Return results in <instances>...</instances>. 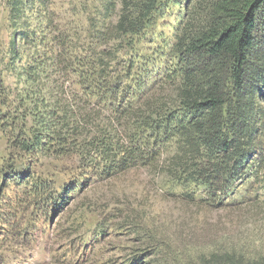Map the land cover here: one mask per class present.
<instances>
[{"label": "trees", "instance_id": "obj_1", "mask_svg": "<svg viewBox=\"0 0 264 264\" xmlns=\"http://www.w3.org/2000/svg\"><path fill=\"white\" fill-rule=\"evenodd\" d=\"M4 1L17 29L7 44L10 62L22 64L24 59V71L36 84V90L30 87L17 100L15 112L23 128L13 136V147L29 154L44 143L62 152L76 148V143L68 140L81 127L76 124L63 133L61 119L67 111L59 95L69 83L80 89L79 97L97 106H111L110 128L114 132L97 129L99 133L90 140L91 149L80 155L104 176L152 160L174 142L185 152L178 151L172 159L178 169L172 175L175 183H198L217 192L227 176L242 171L249 155L254 153V161L262 157L264 0H212L206 21L199 27L185 25L188 9L184 5L169 36L160 31L163 26L153 16L162 11L156 5L158 0H120L119 4L116 0H91L86 26L79 30L56 21L50 0ZM153 28L157 31L155 42L159 39L153 53L169 64L156 61L166 69L167 81L177 83L173 101L158 92L157 96L148 93L139 98L140 86L130 89L123 84L127 75L134 77L131 71L138 62L156 63L139 50L141 40L147 39ZM111 41L117 47L111 48ZM43 77L49 81L38 82ZM80 115L79 120L86 123L87 114ZM29 117L31 126L27 125ZM159 166H163L162 160ZM39 185L44 189L35 187L36 192L50 190L46 183ZM9 235L0 228V264L8 259L6 252L14 243ZM137 237L139 245L130 252L134 261L155 258V264H264V251L232 246L176 254L151 232Z\"/></svg>", "mask_w": 264, "mask_h": 264}, {"label": "rangeland", "instance_id": "obj_2", "mask_svg": "<svg viewBox=\"0 0 264 264\" xmlns=\"http://www.w3.org/2000/svg\"><path fill=\"white\" fill-rule=\"evenodd\" d=\"M50 1L62 27L84 29L87 13L93 7L91 0ZM116 1L119 4L120 0ZM211 1L158 0L156 5L162 11L153 16L163 26L160 31L169 36L184 5L188 9L184 13L185 25L199 27L206 21ZM119 10L120 5L115 14ZM154 30L150 29L147 39L141 40L139 50L151 55L153 61H164L163 56L153 53L159 41L154 40ZM16 31L5 1L0 0V102H5L0 103V228L6 235L12 232L9 238L14 242L6 252L9 257L4 264H155V258L142 262L130 257L139 245L137 236L149 232L176 254L232 246L264 251V151L255 161L254 153L249 155L242 163V171L225 177L226 183L217 192L198 183H175L172 175L178 169L172 165V159L178 151L185 152L174 142L152 160L104 176L80 155L91 149L90 140L99 133L97 129L104 127L114 132L110 128L111 106H97L79 97L80 89L69 83L59 95L67 111L61 119L63 133L73 125L81 127L68 140L72 145L76 143V148L62 152L44 143L41 149L29 154L13 147V136L23 128L15 112L17 100L30 87L36 90L34 77L27 76L22 66L24 59L22 64L10 62L7 44ZM109 44L111 48L117 47L113 41ZM158 61L138 62L131 71L134 77L127 75L123 84L130 89L140 86L139 98L159 93L173 101L177 83L167 81V71L159 67L162 62ZM43 81L49 80L38 79ZM48 91L52 94V89ZM260 94L264 95V86ZM81 113L87 114L86 123L79 120ZM27 125H32L31 117ZM179 175L180 172L177 178ZM42 182L50 190L36 192L35 187L44 189L39 185Z\"/></svg>", "mask_w": 264, "mask_h": 264}]
</instances>
